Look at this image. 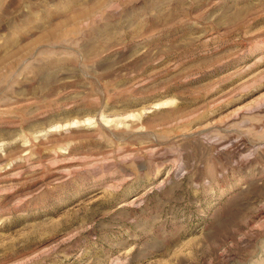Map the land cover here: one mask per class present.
<instances>
[{
	"label": "rangeland",
	"instance_id": "374dc122",
	"mask_svg": "<svg viewBox=\"0 0 264 264\" xmlns=\"http://www.w3.org/2000/svg\"><path fill=\"white\" fill-rule=\"evenodd\" d=\"M0 264H264V0H0Z\"/></svg>",
	"mask_w": 264,
	"mask_h": 264
}]
</instances>
